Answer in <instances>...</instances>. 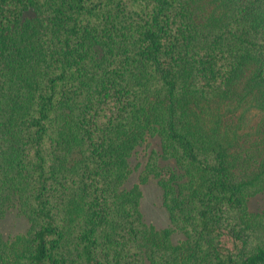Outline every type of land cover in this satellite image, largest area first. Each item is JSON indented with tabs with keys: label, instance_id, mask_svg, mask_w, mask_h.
<instances>
[{
	"label": "trees",
	"instance_id": "trees-1",
	"mask_svg": "<svg viewBox=\"0 0 264 264\" xmlns=\"http://www.w3.org/2000/svg\"><path fill=\"white\" fill-rule=\"evenodd\" d=\"M150 137L179 243L124 186ZM260 192L264 0H0V264H264Z\"/></svg>",
	"mask_w": 264,
	"mask_h": 264
},
{
	"label": "rangeland",
	"instance_id": "rangeland-1",
	"mask_svg": "<svg viewBox=\"0 0 264 264\" xmlns=\"http://www.w3.org/2000/svg\"><path fill=\"white\" fill-rule=\"evenodd\" d=\"M239 113L244 114L246 130L252 133L251 139H256L255 129L260 120L258 109L251 106L250 101L247 100L240 107ZM160 148L159 139L150 137L136 149L130 158V175L124 186L130 188L134 184L140 183L142 190L140 208L145 221L158 229L172 228V241L179 243L184 239V234L171 223L169 212L164 205L163 190L158 183V179L150 174L145 182H141V177L146 170L152 152L160 151ZM162 162L164 163V161ZM248 207L252 212H262L264 210V192L250 197ZM29 226L28 218L17 207H12L4 217L0 218V231L4 236L25 232Z\"/></svg>",
	"mask_w": 264,
	"mask_h": 264
}]
</instances>
